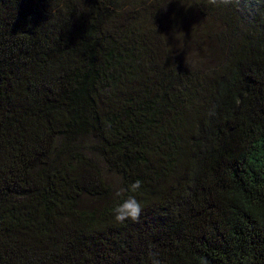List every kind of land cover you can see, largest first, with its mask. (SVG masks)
Listing matches in <instances>:
<instances>
[{"label":"trees","instance_id":"16d2710c","mask_svg":"<svg viewBox=\"0 0 264 264\" xmlns=\"http://www.w3.org/2000/svg\"><path fill=\"white\" fill-rule=\"evenodd\" d=\"M150 251L264 264V0H0V264Z\"/></svg>","mask_w":264,"mask_h":264},{"label":"rangeland","instance_id":"374dc122","mask_svg":"<svg viewBox=\"0 0 264 264\" xmlns=\"http://www.w3.org/2000/svg\"><path fill=\"white\" fill-rule=\"evenodd\" d=\"M257 1H260V0H257ZM187 6H189L188 11H187L188 15L187 17H184V18L187 19L189 22H191L193 25H195L196 27H199L200 29L204 31L211 30V32L215 31V29L218 28L219 25L215 21H213V19L203 17L202 15L197 13V11L192 7L191 2H189V4L187 3ZM179 16H181V14H179ZM186 30H187L186 28L184 29L181 28L180 31L182 33H185ZM183 37L186 38V34H184ZM213 40H214L213 38L210 39V37H206L201 45L199 44L196 45L195 43L190 42V40H185L183 43H180V45H178L177 49L182 56L188 57L192 61L194 60L197 63H200V60H203L204 61L203 63L206 62V64H208V63H211L212 60L214 61V56L211 55V49H212L211 42ZM198 47L200 48L205 47L204 50L207 52L206 59L201 58L202 56L200 55V50ZM109 178H110L109 180L110 185L113 190V188L116 186L115 177L109 176L108 179Z\"/></svg>","mask_w":264,"mask_h":264},{"label":"clouds","instance_id":"9594fccd","mask_svg":"<svg viewBox=\"0 0 264 264\" xmlns=\"http://www.w3.org/2000/svg\"><path fill=\"white\" fill-rule=\"evenodd\" d=\"M230 2L231 0H219V3L222 4H228ZM210 3L217 4L218 0H210ZM141 184L142 182L140 180H136L127 189L116 191L115 195L116 197H120L124 191L135 193L141 188ZM113 211L114 219L117 222L123 223L128 219L132 221H138L142 213V204L135 195H128L115 206ZM148 255L151 258V264H160V261L157 258V253L155 251H150ZM199 264H209V261L205 257H201Z\"/></svg>","mask_w":264,"mask_h":264}]
</instances>
